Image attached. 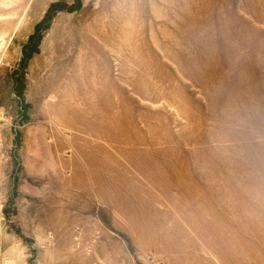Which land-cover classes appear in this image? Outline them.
Listing matches in <instances>:
<instances>
[{
  "label": "rangeland",
  "instance_id": "rangeland-1",
  "mask_svg": "<svg viewBox=\"0 0 264 264\" xmlns=\"http://www.w3.org/2000/svg\"><path fill=\"white\" fill-rule=\"evenodd\" d=\"M0 116V264H264V0H0Z\"/></svg>",
  "mask_w": 264,
  "mask_h": 264
},
{
  "label": "bare ground",
  "instance_id": "bare-ground-1",
  "mask_svg": "<svg viewBox=\"0 0 264 264\" xmlns=\"http://www.w3.org/2000/svg\"><path fill=\"white\" fill-rule=\"evenodd\" d=\"M79 67V66H78ZM81 90V89H80ZM79 92V91H78ZM103 98V97H102ZM106 98V97H105ZM68 105V104H67ZM103 105V104H102ZM94 108V107H93ZM98 111V110H97ZM70 112H73L74 113V110H72V111H70ZM85 115V114H84ZM71 117V116H70ZM74 117V116H73ZM105 118H106V115L104 116ZM118 117V116H117ZM119 118H121V117H119ZM89 119V118H88ZM71 120V119H70ZM103 120V119H102ZM117 121V120H116ZM123 121H125V120H123ZM120 122V121H119ZM129 122H131V121H129ZM98 123V122H97ZM124 123H127V121L126 122H123V125H124ZM130 125V124H129ZM115 126V125H114ZM131 126V125H130ZM135 126V125H134ZM231 126V125H230ZM237 126V125H236ZM129 127V126H128ZM117 132H118V130H117ZM121 132V131H120ZM134 132V131H133ZM223 132V131H222ZM126 134H127V132H126ZM118 135V134H117ZM125 135V134H124ZM111 136V135H110ZM130 137H131V135H130ZM227 137V136H226ZM123 138V137H122ZM134 138V137H133ZM205 138V137H204ZM224 138V137H223ZM126 139H127V137H126ZM225 140V139H224ZM97 141V140H96ZM210 141V140H209ZM126 142V141H125ZM139 142V141H138ZM208 143V142H207ZM117 144H119L118 142H117ZM133 144V143H132ZM116 145V144H115ZM172 148V147H171ZM168 149V148H167ZM167 149L165 150V151H167ZM164 150V149H163ZM154 151V150H153ZM177 151H179V150H177ZM213 151V150H212ZM201 152V151H200ZM216 152V151H215ZM155 153V152H154ZM181 153V152H180ZM206 153H208V152H206ZM193 154V153H192ZM201 154V153H200ZM131 155V154H130ZM133 155H134V153H133ZM174 155V154H173ZM189 155V154H188ZM212 155V154H211ZM222 155V154H221ZM244 155V154H243ZM199 156V155H198ZM202 156V155H201ZM205 156V155H204ZM210 156V155H209ZM220 156V155H219ZM166 158V157H165ZM169 158V157H168ZM200 158V157H199ZM204 158V157H203ZM162 159V158H161ZM179 159V158H178ZM182 159V158H181ZM191 159H193V158H191ZM206 159V158H205ZM183 160H184V158H183ZM182 160V161H183ZM201 160V159H200ZM215 160V159H214ZM174 161V160H173ZM199 161V160H198ZM213 161V160H212ZM208 162V161H207ZM210 162H211V160H210ZM75 163V165H76V170H77V172H79L82 168H84V169H86L87 170V164H86V161L85 160H83L81 157H79L78 156V162H74ZM161 163V162H160ZM159 163V164H160ZM171 163V162H170ZM169 163V164H170ZM196 163V162H195ZM206 163V162H205ZM209 163V162H208ZM220 163V162H219ZM264 163V162H263ZM162 164V163H161ZM166 164V163H165ZM190 164V163H189ZM199 164H200V162H199ZM140 165H142V164H140ZM139 165V166H140ZM198 165V164H197ZM90 166H91V164H90ZM176 166H178V165H176ZM187 166V165H186ZM199 166V165H198ZM203 166H205V165H203ZM202 166V167H203ZM201 167V168H202ZM188 168V167H187ZM200 168V169H201ZM225 168V167H224ZM247 168V167H246ZM142 169V168H141ZM181 169V168H180ZM194 170L196 169V168H193ZM197 169H198V167H197ZM205 169V168H204ZM207 169V168H206ZM160 170V169H159ZM164 170V169H163ZM176 170V169H175ZM190 170V169H189ZM153 171V170H152ZM181 171V170H180ZM188 171V170H187ZM203 171V170H202ZM205 171V170H204ZM219 171V170H218ZM224 171H225V169H224ZM240 171V170H239ZM171 172V171H170ZM177 173V172H176ZM182 173V172H181ZM96 174V173H95ZM165 174V173H164ZM175 174V173H174ZM189 174V173H188ZM193 174H194V172H193ZM198 174H200V173H198ZM234 174V173H233ZM231 175V174H230ZM146 176V175H145ZM172 176V175H171ZM180 176V175H179ZM183 176V175H182ZM190 176V175H189ZM192 176V175H191ZM174 177V176H173ZM177 178V177H176ZM180 178H182L181 176H180ZM179 178V179H180ZM198 178V177H197ZM212 178V177H211ZM215 178V177H214ZM178 179V178H177ZM178 179V180H179ZM184 179V178H183ZM188 179V178H187ZM192 179V178H191ZM203 179V178H202ZM226 179V178H225ZM174 180V179H173ZM240 180V179H239ZM182 181V180H181ZM189 181H190V179H189ZM188 181V182H189ZM201 181V180H200ZM203 181V180H202ZM222 181V180H221ZM190 183H191V181H190ZM192 183H194V182H192ZM173 184V182L171 183V185ZM185 184V183H184ZM187 184V183H186ZM203 184V183H202ZM191 185V184H190ZM194 185V184H193ZM177 186V185H176ZM180 186V185H179ZM188 186V185H187ZM208 186V185H207ZM218 186V185H217ZM224 186V185H223ZM186 187V186H185ZM172 188V187H171ZM174 188V187H173ZM172 188V189H173ZM183 188V187H182ZM191 188V187H190ZM168 189V188H167ZM188 189V188H187ZM216 189V188H215ZM178 190H179V188H178ZM180 192V191H179ZM189 193V192H188ZM245 193V192H244ZM253 193V192H252ZM185 194V193H184ZM204 194V193H203ZM188 195V194H187ZM183 196V195H182ZM244 196V195H243ZM240 198V197H239ZM186 199V198H185ZM219 201V200H218ZM194 202V201H193ZM207 202V201H206ZM213 206V205H212ZM190 221V220H189ZM179 229V228H178ZM258 230V229H257ZM263 231V230H262ZM262 233V232H261ZM259 236V235H258ZM230 237V236H229ZM236 239V238H235ZM223 240V239H222ZM207 242V241H206ZM210 242H212V241H210ZM223 242V241H222ZM241 242V241H240ZM255 242V241H254ZM246 243V242H245ZM256 244V243H255ZM246 247V246H245ZM247 250V249H246ZM256 250V249H255ZM224 251V250H223ZM253 251V250H252ZM263 251V250H262ZM247 252V251H246ZM218 254V253H217ZM216 254V255H217ZM248 258V257H247ZM252 259H253V257H252ZM252 262V261H251Z\"/></svg>",
  "mask_w": 264,
  "mask_h": 264
},
{
  "label": "built area",
  "instance_id": "built-area-1",
  "mask_svg": "<svg viewBox=\"0 0 264 264\" xmlns=\"http://www.w3.org/2000/svg\"><path fill=\"white\" fill-rule=\"evenodd\" d=\"M2 121V118H1V116H0V122ZM0 129H1V127H0Z\"/></svg>",
  "mask_w": 264,
  "mask_h": 264
}]
</instances>
